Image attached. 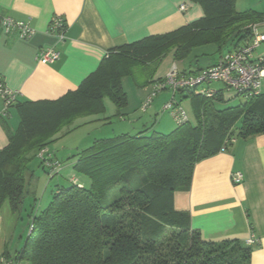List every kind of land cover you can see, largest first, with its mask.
Segmentation results:
<instances>
[{
  "label": "trees",
  "instance_id": "1",
  "mask_svg": "<svg viewBox=\"0 0 264 264\" xmlns=\"http://www.w3.org/2000/svg\"><path fill=\"white\" fill-rule=\"evenodd\" d=\"M192 1L203 7L202 18L111 49L77 89L53 100H16L20 122L0 150V217L6 202L12 214L21 216L35 158L48 172L57 165L50 177L60 173L62 162L45 151L49 143L78 128V118L104 113L106 98L118 108L128 104L122 80L134 75L137 65L149 71L152 83L169 54L183 60L209 44L234 49L249 43V25L264 19L254 9L238 11L237 0ZM225 89L246 97L245 102L213 109L209 116L204 109L197 124L188 118L169 133L148 126L97 138L80 149L73 168L89 178V185L71 177L67 185H55L47 207L32 205L26 240L15 257L4 253L0 264L12 259L27 264H251V246L239 239H204L191 226L190 214L174 205L175 193L191 188L199 162L227 149L236 134L248 139L264 133V89L252 96L225 86L211 97L189 88L178 92L188 90L184 97H194V104L197 98L214 103L226 101ZM238 121V132L233 131Z\"/></svg>",
  "mask_w": 264,
  "mask_h": 264
},
{
  "label": "crops",
  "instance_id": "2",
  "mask_svg": "<svg viewBox=\"0 0 264 264\" xmlns=\"http://www.w3.org/2000/svg\"><path fill=\"white\" fill-rule=\"evenodd\" d=\"M249 1L237 0L236 8L243 4L237 10L259 11ZM182 4L187 5V10L180 9ZM0 13L26 21L36 29L31 38L23 39L16 31L7 33L0 27V81L18 92V102L57 99L77 89L111 49L173 31L204 16L201 4L192 0H0ZM56 15L63 16L67 24L63 42L49 32ZM50 47L61 52L60 58L53 63L39 62V52ZM152 92L150 84L141 91L134 106L124 109L128 113L123 126L126 132H139L149 126V121H156L152 112H158L166 100L156 105L153 100L154 106L144 110V115L132 112L136 107L142 109ZM16 104L5 109L0 97V150L19 125ZM108 118L100 122L112 124ZM237 172L243 175L239 184L233 182ZM174 205L190 214L191 226L204 239H239L253 248L251 264H264V133L248 139L238 137L227 149L199 162L191 188L177 191ZM27 215L31 219L30 209ZM12 217L18 222L23 218L14 214ZM10 230L2 214L1 260L6 252L15 257L24 243L20 234L15 246L10 245ZM14 237L15 233L12 240Z\"/></svg>",
  "mask_w": 264,
  "mask_h": 264
},
{
  "label": "rangeland",
  "instance_id": "3",
  "mask_svg": "<svg viewBox=\"0 0 264 264\" xmlns=\"http://www.w3.org/2000/svg\"><path fill=\"white\" fill-rule=\"evenodd\" d=\"M249 4L255 6L257 10L264 12V0H250ZM237 8L242 9L243 4H239ZM233 49V45L224 46L222 49L215 44H209L202 47H197L193 49L191 54L183 60L175 59L173 54H169L165 57L159 68L157 69L154 75V82L148 83L149 79V71L146 70L143 65L139 64L134 68V75H127L123 77V87L128 95V104L123 108H118L115 103L110 99H105L106 110L104 113L100 115L101 118L108 116L109 121L112 124H104L100 122V120L93 121V122H86L88 119H94L97 116L93 117H80L77 119L79 127L71 130L66 135L56 139L55 141L48 144L45 151H48L50 154H53L55 157L54 159H59L63 166L61 168L60 173L55 175L54 178L50 177L51 173L50 170L44 169L43 166L40 164V160L35 158L32 162V166L34 168L33 178L28 185V190L24 199V210L21 213L22 217L20 221H16L11 214L10 206L8 202L3 205L2 214L5 218V223L9 227L10 235H9V243L13 247L15 246L18 236L23 234V240L25 241L28 236V219L29 216L27 215V211L30 209L32 205L38 209H43L48 206L50 203L54 190L56 188L57 183H61L63 185H67L71 177H77L79 180L81 179L82 182L89 185L90 180L84 175L77 173L73 168V161H75L77 157V153L80 149L90 146L95 139L109 137L114 135V131L117 134L126 132L123 129V126L126 125L128 119V113L124 109H128L134 106V102L141 96V91L146 88L148 85H153V90L155 89L156 80L158 78H164L168 75L170 71L173 69H177L181 72L183 71H190L191 73H196L197 71H193L195 68L192 66V62H194L195 57H198L204 53L209 54L211 57V61L213 64H216L221 59L222 55H225L229 52V50ZM264 54V43H262L258 48L255 49L254 55L256 58ZM193 71V72H192ZM201 87H210L211 89H224V84L222 82L214 81L211 83H204ZM188 90L177 93V100L179 104L186 110L190 121L193 124H197L199 118H202V113L204 109L206 110L207 116L211 110H224L229 107H235L241 105L246 100L244 96H238L234 92H229L226 89L225 98L226 101H215L211 103L206 100L204 103L203 100L197 98L196 103L194 104L192 96L188 95L184 97V95L188 94ZM131 102H130V97ZM172 97V91L169 89L161 90L158 94L154 97V105L158 104L160 100H170ZM130 102V103H129ZM166 103V102H165ZM162 104L160 110L158 112H152L154 117L157 118V122H161L159 127L156 128L157 122L156 121H149L148 125L153 129L159 130L164 133H169L177 127V123L172 116L171 111H163ZM152 105L151 107H153ZM143 107V105H142ZM149 107V109L151 108ZM135 108V107H134ZM132 112H139V115H144V110L138 107L132 109ZM151 111V110H150ZM123 117H120L121 115ZM241 121H238L234 125L233 131H237L240 127ZM238 132V131H237ZM234 136V133H233ZM235 139L238 138L237 134L234 137ZM48 153V154H49ZM15 233L14 240H12V235ZM17 235V237H16Z\"/></svg>",
  "mask_w": 264,
  "mask_h": 264
},
{
  "label": "built area",
  "instance_id": "4",
  "mask_svg": "<svg viewBox=\"0 0 264 264\" xmlns=\"http://www.w3.org/2000/svg\"><path fill=\"white\" fill-rule=\"evenodd\" d=\"M182 11L187 10V5L180 6ZM0 27L7 33L16 31L18 36L23 39L31 38L36 29L26 21H17L10 16L0 13ZM251 31V40L247 44L239 45L227 54L222 55L216 64L200 69L196 73L188 72L187 74L173 69L168 73L163 81L157 82L155 89L148 96L142 107L146 110L151 106L157 93L164 89L172 91V97L166 101L163 111H171L172 116L178 124L188 120L189 116L186 110L175 100V94L183 88L195 90L197 93L211 97L213 89L201 87L204 83L214 81L222 82L228 90L236 91L247 96L257 95L264 89V55L255 57L254 51L264 43V19L249 25ZM49 32L58 37L63 42L66 39L67 24L63 16L56 15L53 17ZM61 52L56 47H50L41 50L38 54V61L42 63H53L60 58ZM18 92L12 91L0 81V97L7 109L17 100ZM51 165V164H49ZM56 167L51 170V175L56 173ZM243 179L241 172L233 175V182L239 184ZM3 264H24L21 260H4Z\"/></svg>",
  "mask_w": 264,
  "mask_h": 264
},
{
  "label": "water",
  "instance_id": "5",
  "mask_svg": "<svg viewBox=\"0 0 264 264\" xmlns=\"http://www.w3.org/2000/svg\"><path fill=\"white\" fill-rule=\"evenodd\" d=\"M212 64L211 57L206 56V57H198L197 59L194 60V65L199 67V69H204L209 67Z\"/></svg>",
  "mask_w": 264,
  "mask_h": 264
}]
</instances>
